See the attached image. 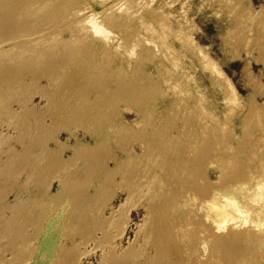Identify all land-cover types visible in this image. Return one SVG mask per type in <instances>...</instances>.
<instances>
[{"label":"rangeland","instance_id":"rangeland-1","mask_svg":"<svg viewBox=\"0 0 264 264\" xmlns=\"http://www.w3.org/2000/svg\"><path fill=\"white\" fill-rule=\"evenodd\" d=\"M5 1L0 264H146L162 239L169 264L219 256L179 197L264 160V0Z\"/></svg>","mask_w":264,"mask_h":264},{"label":"bare ground","instance_id":"bare-ground-1","mask_svg":"<svg viewBox=\"0 0 264 264\" xmlns=\"http://www.w3.org/2000/svg\"><path fill=\"white\" fill-rule=\"evenodd\" d=\"M1 1V0H0ZM5 1V0H4ZM23 1V0H21ZM26 1H29V0H24V2ZM33 1V0H32ZM36 3H38L39 0H35ZM41 1V0H40ZM44 1V0H43ZM6 2V1H5ZM10 2V1H9ZM4 3V2H3ZM2 4V3H0ZM6 4V3H5ZM46 6L49 7V5L46 3ZM140 6V5H139ZM1 8V6H0ZM8 12L10 13L11 11L13 12V8H11V6H7L6 7ZM45 8V7H44ZM139 9V8H138ZM108 10V9H107ZM250 11V10H249ZM110 12V11H109ZM21 13V14H20ZM19 14L23 17V12H20L19 10L13 12V15H14V19H17V21H20V18H19ZM254 14V13H253ZM4 13L0 11V16L1 17H4ZM254 16V15H253ZM108 17V15H107ZM111 17V16H110ZM251 18L252 15H251ZM250 18V19H251ZM97 28H95L96 30ZM100 29V28H99ZM99 31V30H98ZM97 31V32H98ZM96 32V31H95ZM111 35V34H110ZM189 38V37H188ZM148 40V39H147ZM151 40V39H150ZM186 41V40H185ZM189 43H190V40H188ZM193 42V41H192ZM188 42H187V47H189V50L193 49L194 47L198 49V51L196 52V58L195 59H198V63L200 62V66L201 68L203 67L204 70L206 69L207 71H209L210 73H212L213 75L215 76H220V70L215 66V64H213L212 60L206 56L197 46H195V44H192L190 45ZM64 48V46H63ZM62 48V49H63ZM69 49H71V47H68ZM65 47L66 50H63V51H68ZM202 48V47H201ZM60 48H56L55 51H57L58 53L60 52L59 50ZM70 51V50H69ZM128 52V51H127ZM73 53V52H72ZM158 53V52H157ZM56 54V52H55ZM54 54V55H55ZM61 53H59V57ZM64 57L66 56L65 53H63ZM68 54V53H67ZM127 54V53H126ZM130 54V52L128 53ZM164 55V54H163ZM162 55V56H163ZM63 56L61 58H63ZM165 56V55H164ZM55 57V58H56ZM67 57V56H66ZM93 57V56H92ZM166 57V56H165ZM1 58V57H0ZM175 61V60H174ZM0 63H2V61H0ZM2 71V70H1ZM2 73V72H1ZM7 73V72H6ZM4 73L3 75L1 74L0 75V79H2L0 81V86L2 85V82H3V78H4V75L6 74ZM222 76V75H221ZM223 77V76H222ZM222 77L220 78V80L218 82H220L222 85L221 87L223 88V92L226 90H230L229 86H228V82H225V77ZM216 79V78H215ZM222 79V80H221ZM214 80V79H213ZM219 84V83H218ZM175 87V86H174ZM174 91V90H173ZM226 94V92H224ZM230 93V92H229ZM224 94V95H225ZM228 94V93H227ZM232 95V94H231ZM232 97V96H230ZM229 97V98H230ZM234 98V97H233ZM228 99V97H227ZM260 110V109H259ZM263 115V114H262ZM257 119V118H256ZM264 144V142H263ZM263 146V145H262ZM264 148V147H263ZM262 148V149H263ZM263 154H264V149L262 150ZM253 158H256V157H253ZM264 159V158H263ZM253 160V159H252ZM257 160H259L257 158ZM260 161V160H259ZM258 161V165L253 166L252 169L250 171H248L247 173H243V171L240 172V177L239 178H235L234 179H231V180H228V181H224L223 183L219 184L220 186H214L212 188H209L208 191H207V194L205 195H199V193L197 192L198 190L197 189H194V188H191V186H189L191 188V192L189 191L190 189L186 188V186H184V190L188 191L189 193L185 195V191L184 193L179 197V200L182 199V196L183 197H186V198H183L185 199L186 201H183V203L185 202L188 207L190 208L189 212L186 217H192V220L190 219H186L187 223H186V232L190 231L189 228H191V226L188 227V225H192V228L194 227H197V229H192L191 231H194V230H197L196 232L201 233L203 235V237L206 239V241L210 242L218 249H216L217 251L219 250V256H217V254L214 255V252L212 250V255H210V253L208 254L209 256H211L210 258H212V256L214 255V257H217L216 259L213 257L211 260L210 258L206 259L205 257V260L204 262H197V260H195V258L197 259V257L195 255H192L190 258H191V261H188L190 262V264H225V261L228 260L229 262V259L231 260L230 257H232L234 259V255L236 254L238 256V254H240V250L239 248V245H243L244 246V249L243 251L241 250V254L240 255V260H239V256L237 258L236 256V260L237 262L235 261L234 264H242L243 262H241L242 259H251L252 260V264H264V252L263 254L260 253V254H252V249L253 246L252 244H249L251 243V240L253 241L254 243V240H255V243H256V239L257 241L261 240L260 244H264V160H262L261 158V161L259 162ZM208 168L213 172V170L215 169V167L209 163L208 165ZM215 173V172H214ZM242 175V176H241ZM221 177V176H220ZM221 180V179H220ZM187 185V184H185ZM193 186V184H192ZM194 187V186H193ZM186 188V189H185ZM197 188V187H196ZM193 189L195 191H193ZM197 190V191H196ZM183 191V190H182ZM205 192V191H204ZM179 193V192H178ZM181 194V193H180ZM179 195V194H178ZM178 200V201H179ZM177 201V200H176ZM173 200V204L174 202H176ZM184 203V205H185ZM177 204V205H176ZM175 207L178 206V202L176 203ZM181 206V203H179ZM183 205V204H182ZM178 206V207H179ZM181 207H184V206H181ZM165 208V207H164ZM180 209V208H179ZM165 210V209H164ZM167 211V210H166ZM174 211V210H173ZM179 211V210H178ZM162 212H163V209H162ZM165 212V211H164ZM170 212L171 211H168L167 212V216L168 214L170 215ZM166 213V212H165ZM172 214V213H171ZM196 214H200L198 217H196L195 215ZM165 215V216H166ZM166 216V217H167ZM175 217V214L173 212V215ZM165 217V218H166ZM171 217V215H170ZM182 219L185 217L181 216ZM181 217H178L181 219ZM173 218V217H172ZM171 218V219H172ZM176 218V217H175ZM197 219V222H196V219ZM169 219V218H168ZM174 220H171L167 223V225L169 226L170 224L172 225L174 222ZM175 221L177 222V220L175 219ZM179 221V220H178ZM181 221H184V220H181ZM185 221V222H186ZM191 221L193 222H196L195 224L192 223ZM175 222V223H176ZM184 222V224H185ZM181 224V223H180ZM178 222L176 224H174L175 226L177 227H180V225ZM183 223L181 225H184ZM166 225V226H167ZM174 225H172L174 227ZM194 225V226H193ZM202 225H205V226H202ZM167 226V228H168ZM172 227V228H173ZM166 228L165 226H162V230ZM170 228V230L172 229ZM176 228V227H175ZM174 228V229H175ZM183 228V227H182ZM181 229V227H180ZM165 230V229H164ZM177 231V228L175 230V232ZM183 231V230H181ZM185 231V230H184ZM183 231V232H184ZM195 232V231H194ZM168 233V232H166ZM165 233V234H166ZM174 233V231H173ZM191 233V232H190ZM179 234V232H178ZM181 238H183L182 236L184 235V233H181ZM186 234H189V233H186ZM185 234V235H186ZM196 234V233H194ZM192 233V235H194ZM197 235V234H196ZM195 235V236H196ZM190 235H188L189 237ZM194 236V237H195ZM201 236V235H199ZM199 236H198V239H199ZM166 237H169V236H166ZM172 237V236H171ZM170 237V238H171ZM174 237V236H173ZM180 237V236H179ZM178 237V238H179ZM185 237V236H184ZM260 237L263 238L260 239ZM162 238V237H161ZM160 238V239H161ZM165 238V236H164ZM177 238V237H176ZM193 238V236H192ZM174 239V238H173ZM184 239V238H183ZM187 239V238H186ZM185 239V240H186ZM191 239V238H190ZM195 239V238H194ZM169 241V238L167 239ZM184 240V241H185ZM189 240V239H187ZM196 240V239H195ZM193 241V243L195 244L196 241ZM201 240V238H200ZM180 241V240H178ZM183 241V240H182ZM192 241V240H191ZM189 241V242H191ZM162 243L164 242L165 243V240L161 241ZM176 242V241H175ZM186 242V241H185ZM160 243V245L158 246V248L156 249V252L153 256V258L151 260H147L146 261V264H169L167 263L166 261V256L168 255H171V250L169 249L170 248V245H169V248L167 246H165V249H169L168 252L164 251L163 247H164V243L162 244ZM192 243V242H191ZM200 243V242H199ZM210 243V244H211ZM259 243V242H258ZM258 243L257 246H258ZM167 244H169V242H167ZM184 244V243H182ZM197 244V243H196ZM203 244V243H202ZM50 245V244H49ZM163 245V246H162ZM166 245V243H165ZM255 245V244H254ZM175 246V245H174ZM191 247L193 245H190ZM198 246V245H197ZM196 246V247H197ZM219 246V247H218ZM242 246V247H243ZM186 247V246H185ZM189 247V248H191ZM214 247V248H215ZM261 247V245H260ZM173 248V247H172ZM179 248V247H178ZM213 248V247H212ZM211 248V249H212ZM220 248V249H219ZM47 249V248H46ZM174 249V248H173ZM195 249V248H194ZM179 250H182V249H179ZM179 250L176 251V253L178 252L179 253ZM215 250V249H214ZM215 250V251H216ZM183 251V250H182ZM208 251V252H210ZM216 251V252H217ZM181 252V251H180ZM191 252V251H190ZM202 252V251H201ZM207 252V251H205ZM215 252V253H216ZM234 252V253H232ZM165 253L167 255H165ZM177 253V254H178ZM196 253V252H195ZM199 253V252H198ZM257 253H259L257 251ZM181 254V253H180ZM190 254V253H189ZM234 254V255H233ZM129 255H133L131 253V251H129L127 254H125V258L130 260V256ZM173 255V254H172ZM185 255H186V252H185ZM205 256H207V254L205 253L204 254ZM182 256V254L180 255ZM179 256V257H180ZM203 256V255H202ZM207 256V257H209ZM175 256H173L174 258ZM178 257V256H177ZM185 257V256H184ZM149 258V257H147ZM168 258V257H167ZM189 258V259H190ZM183 259V258H181ZM180 259V260H181ZM187 259V260H189ZM203 259V258H202ZM162 260V262H161ZM176 261H178L177 259H174ZM184 260V259H183ZM182 260V261H183ZM123 261L125 262V259H123ZM186 262V259L184 260ZM208 261V262H207ZM175 262V261H174ZM179 262V261H178ZM177 262V263H178ZM183 262V264L185 263ZM224 262V263H223ZM231 262V261H230ZM176 263V264H177ZM227 263V262H226ZM245 263V262H244ZM171 264V263H170ZM179 264V263H178ZM182 264V263H180ZM228 264H231V263H228Z\"/></svg>","mask_w":264,"mask_h":264}]
</instances>
